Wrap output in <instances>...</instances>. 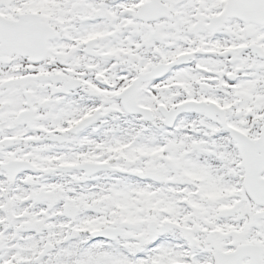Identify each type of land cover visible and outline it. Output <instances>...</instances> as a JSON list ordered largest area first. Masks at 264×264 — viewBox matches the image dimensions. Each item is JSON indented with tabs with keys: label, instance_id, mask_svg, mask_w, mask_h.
I'll list each match as a JSON object with an SVG mask.
<instances>
[{
	"label": "snow or ice",
	"instance_id": "snow-or-ice-1",
	"mask_svg": "<svg viewBox=\"0 0 264 264\" xmlns=\"http://www.w3.org/2000/svg\"><path fill=\"white\" fill-rule=\"evenodd\" d=\"M0 264H264V0H0Z\"/></svg>",
	"mask_w": 264,
	"mask_h": 264
}]
</instances>
